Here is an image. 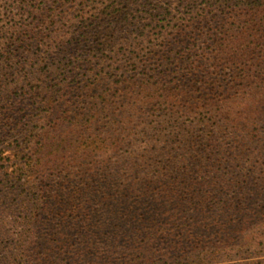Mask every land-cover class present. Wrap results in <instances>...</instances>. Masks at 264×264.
I'll return each instance as SVG.
<instances>
[{
  "label": "trees",
  "instance_id": "1",
  "mask_svg": "<svg viewBox=\"0 0 264 264\" xmlns=\"http://www.w3.org/2000/svg\"><path fill=\"white\" fill-rule=\"evenodd\" d=\"M11 1L79 9L0 20V264L264 249V0L149 24L117 7L146 0Z\"/></svg>",
  "mask_w": 264,
  "mask_h": 264
},
{
  "label": "rangeland",
  "instance_id": "2",
  "mask_svg": "<svg viewBox=\"0 0 264 264\" xmlns=\"http://www.w3.org/2000/svg\"><path fill=\"white\" fill-rule=\"evenodd\" d=\"M8 1L12 2L11 0ZM146 1L152 2L153 5H125L124 3H122V5H117V7L123 8L124 10L139 9L140 11L138 13L140 15L141 23L149 24V23L161 22L163 20L167 23L168 21L175 19L180 15V12L186 11L188 9L186 8L187 7L186 5H191L189 6L190 8H194V7L198 8V7H202L203 5H216L217 3L215 2L216 0H146ZM225 5H236V3L234 1H230ZM237 5H242L239 7L240 8L239 10L241 14L244 13L242 7L245 8L246 6H243V4L241 3L240 4L238 3ZM42 7H44L43 10L44 14H42V11H38L36 8H32V5H8V2L6 0L5 2H3V5H0V11H1L0 20L5 21V20H14L19 18L21 20L20 22H22L24 25L25 24L28 25L31 22L38 21L40 19L47 20V22H51V20L53 19L54 21L57 20V23L60 24L61 22L58 19L57 13H61L62 9L65 10L64 14L68 16L69 19H74L73 17H75V15L78 13L77 10L79 9V5H68L65 8H58L57 5L49 4V5H42ZM151 7H153V10L151 11L147 10L150 9ZM57 27L56 29H54V27L52 26L50 29L47 30L46 33L48 34V36L46 37L47 38L46 41H49V43H50V35L53 37L52 34L54 30L59 35H63L64 31L58 30ZM114 41L118 43L120 40L119 38H116L114 39ZM43 52L39 51L38 55L34 56L33 59H31L32 61L35 59V66H32L33 68L38 67V65H40L39 61L41 59L49 60V58H47L46 55L47 52L44 53ZM27 55L29 56L31 54H27ZM115 57L119 59L122 56L115 55ZM26 59H28L27 56ZM37 59L38 62H36ZM6 69L8 68H5V71ZM5 229L8 231V233H12V231H14V228H11L8 223L5 224ZM246 262H252V264H264V249L262 251H257V250L250 252L248 251L242 256L233 257L231 260L220 261L214 264H245Z\"/></svg>",
  "mask_w": 264,
  "mask_h": 264
}]
</instances>
